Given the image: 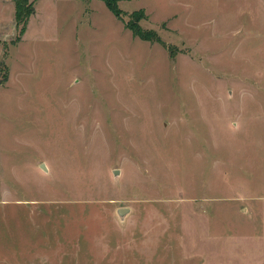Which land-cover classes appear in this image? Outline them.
Returning <instances> with one entry per match:
<instances>
[{
	"label": "rangeland",
	"instance_id": "374dc122",
	"mask_svg": "<svg viewBox=\"0 0 264 264\" xmlns=\"http://www.w3.org/2000/svg\"><path fill=\"white\" fill-rule=\"evenodd\" d=\"M117 1L0 0V264H264V0Z\"/></svg>",
	"mask_w": 264,
	"mask_h": 264
},
{
	"label": "trees",
	"instance_id": "16d2710c",
	"mask_svg": "<svg viewBox=\"0 0 264 264\" xmlns=\"http://www.w3.org/2000/svg\"><path fill=\"white\" fill-rule=\"evenodd\" d=\"M35 1L36 0H14L15 6H16V11H15V24L16 27L18 29V34L16 36V38L13 40L15 42H17L18 40H20L26 29H27V25L29 22V19L31 17V15L35 12ZM106 4L108 5V7L119 17H121L122 11L120 9V7L118 6V1L117 0H105ZM128 26H131V28L133 29L134 34L140 36L141 38L144 39H151V40H159V38H157L156 33H154L152 30L149 29H142L141 27H139V25L137 24H132L130 25V23L128 22ZM154 33L153 37H150L147 33ZM0 64H3L6 68V64L4 62V60L0 61ZM5 78L8 77V72L5 70Z\"/></svg>",
	"mask_w": 264,
	"mask_h": 264
},
{
	"label": "water",
	"instance_id": "95a60500",
	"mask_svg": "<svg viewBox=\"0 0 264 264\" xmlns=\"http://www.w3.org/2000/svg\"><path fill=\"white\" fill-rule=\"evenodd\" d=\"M42 166L45 167V164H43ZM126 209H127V207H121V208L118 209V212H119L120 214H124V212L126 211Z\"/></svg>",
	"mask_w": 264,
	"mask_h": 264
}]
</instances>
